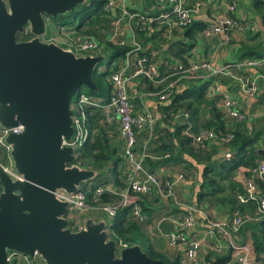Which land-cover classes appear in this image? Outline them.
Listing matches in <instances>:
<instances>
[{
	"label": "water",
	"instance_id": "1",
	"mask_svg": "<svg viewBox=\"0 0 264 264\" xmlns=\"http://www.w3.org/2000/svg\"><path fill=\"white\" fill-rule=\"evenodd\" d=\"M85 3L0 0V127H21L4 140L19 178L0 170V264H9V252L36 253L44 264H167L139 245L118 250L103 219L88 218L71 231L68 204L56 197L98 175L76 166L74 150L62 141L74 134L71 106L81 87L97 91L91 75L104 57L76 56L41 37L51 19ZM26 29L29 40L19 41Z\"/></svg>",
	"mask_w": 264,
	"mask_h": 264
},
{
	"label": "trees",
	"instance_id": "2",
	"mask_svg": "<svg viewBox=\"0 0 264 264\" xmlns=\"http://www.w3.org/2000/svg\"><path fill=\"white\" fill-rule=\"evenodd\" d=\"M196 1L202 0H195L189 7H193ZM231 1L227 0L226 3H231ZM233 1L236 2V0ZM248 1L250 2L249 8L252 13V19L248 18V20L241 21L237 20L235 16L228 15L232 20L242 25L243 29L247 23H255L258 28L256 32H251L250 30L246 32L248 37L247 40L241 42L239 45L238 50H240V54L237 61L260 60L264 58V39L262 37V32H264V0ZM105 3L106 0H86L85 4L76 6L70 13L71 18L75 20L76 29L80 31L83 25L90 27L94 21L93 19L105 16L103 12ZM190 24L176 27L179 30L177 32L178 35L168 45V52L180 61L181 64L179 66L182 69L187 68L190 51L197 45L200 38L203 37L204 29L209 27L196 21ZM233 29L227 28L226 30L231 31ZM84 34L99 38L94 27L84 32ZM29 38L30 36H18L19 41L29 40ZM102 48L110 51V53L106 59L105 69L100 65L91 75L92 82L95 84L97 91L88 90V95L85 93L83 95L99 98L101 104H106L113 90L110 76L121 70L122 61L127 52L131 50L128 47L114 46L109 42H104ZM150 55V51L133 53V56H131L133 58L131 66L135 64L138 58L142 56L150 58ZM161 66L158 67L161 75L159 80L151 82L146 78L140 77L141 80L138 87L145 92L160 93L170 82L182 76L179 66L174 68L168 65ZM213 78L216 79L215 77ZM227 82L230 81L227 80L225 83ZM209 85L207 81H197L195 83L180 80L177 86H174L170 90L168 99L159 106L161 115L160 121L154 128L155 139L153 142L157 146L159 153H157L158 156L154 159L161 165L178 162L186 163L188 166H193L192 163H194L195 166L202 167V182L196 205L201 206L206 203L210 206L218 207L220 210L224 209L230 216L234 212H239L242 215L254 218L253 221L246 222L240 228L235 235V240H237L236 243H244L249 240L255 257L254 264H264V226L260 224L259 220L262 215L258 214L257 204L254 201L246 204L238 203L236 196L243 191L242 187L240 184L238 185L230 180L238 169H246L247 171L244 175L250 177L251 173L249 170L256 166L258 159H263L264 155L259 153V151L264 146V131H254L247 128V123L253 119L247 115L243 121L231 118L232 121L228 120V116H225L222 108L217 106L215 102L218 99H215V101L206 99ZM84 110L87 116L85 124L89 131V138L80 148L79 160L83 168L98 173L94 179L81 185L80 191L86 195L88 205L97 206L102 204L117 207L116 215L109 220L107 219L111 239H114L118 243H127L129 246L140 245L143 252L151 259H158L167 264H179L178 259L173 261L167 260V257L163 253L155 251L146 239V236L140 231V225L132 219L130 206L122 207L118 197L107 191H103L101 195H96V191L101 188L104 189L107 184L111 183V180H113L114 187L121 188L124 186V184L118 181L120 175L119 165L122 159L116 157L117 152L120 151L121 142L115 139V135L110 137L107 134V131H114L116 126L114 123L110 124L104 120L100 108L86 106ZM176 113L186 114L187 119L184 120L186 123L182 122L175 125L172 133H170L162 127H170L173 121L172 115ZM229 123L232 124L228 125ZM186 128H189L188 131L192 133H197L198 130L202 129H211L219 138L225 137L227 132L231 133L232 139L228 143H225L224 148H218L219 150H217L218 155L229 152L231 155L230 160L222 159L220 161L213 158L211 153L205 155L209 149H197L198 146L193 145L191 139L184 133ZM161 131H164V133H161ZM143 136L144 134H139L138 137L141 139ZM208 143L204 145H208ZM159 144L160 146H158ZM214 151L216 150L212 152ZM152 153L154 155L153 151H149L147 154L152 156ZM166 154L168 155L167 157ZM148 160L146 159L145 162ZM107 175L111 179H108ZM256 182L260 185L262 191H264L263 185H261L262 182ZM139 204L145 212L143 202H139ZM262 219H264V216H262ZM70 226L72 227V224ZM70 230L72 231V229ZM139 238L143 239V241H140ZM174 258L179 257L176 256ZM231 260L232 258L228 255H217L211 264H227Z\"/></svg>",
	"mask_w": 264,
	"mask_h": 264
},
{
	"label": "crops",
	"instance_id": "3",
	"mask_svg": "<svg viewBox=\"0 0 264 264\" xmlns=\"http://www.w3.org/2000/svg\"><path fill=\"white\" fill-rule=\"evenodd\" d=\"M108 1L109 0H106V3ZM183 1H184V5L190 8L189 6H191L195 0H183ZM226 2L227 0L196 1L195 5L199 3V11L195 14V16H193L192 22L193 21L201 22L203 24L210 26L211 24H214L215 21L217 22V20L220 18L222 19L228 18L229 16L227 15L235 16L237 20H241V21L248 20V18L252 19L251 18L252 13L249 8L250 2L248 0H236L237 10L235 11L234 14H226L225 11L227 5ZM113 3H114V8L107 14L104 13L105 16L102 17L100 16L93 19L94 21L92 23V26L89 27L88 25H83V28L80 31L76 29L75 25L73 26L74 29L65 26H60L57 28L56 33H50L48 37H46V41H54L57 43L58 41H62V38H75L77 36H84L85 35L84 32L94 27V29L97 31L99 38H96L94 36L92 37H94L98 41L100 46V50L98 51L96 56H101L104 53L105 54L110 53V51L104 50L102 48V45H104V42H109L112 45H114L112 42H110V38L112 34L116 31L123 34L122 38L125 41V46L123 47H128L130 50L135 49L136 51L141 53H144L145 51H150L151 55L149 59L152 63H154L156 67H160L161 65L162 66L168 65V66H173L174 68L181 64L178 59L174 58L168 52V45L169 43H171L170 41H172V39L173 40L175 39V37L178 35L177 32L179 31L176 28L177 26L175 25H173V27H170L172 25L171 19L155 21L154 22L155 24L152 23L150 25H146L145 28L141 30L140 28H138L135 19L134 20L129 19L127 16L122 14L123 10H126L130 14H138L140 16L147 18H157L154 16L159 17L162 14H165L170 11V8L168 6V0H113ZM229 19L232 20L231 17H229ZM257 29L258 28L255 23H251V24L247 23L245 24L244 29L242 31H238L235 29L231 31L226 30L227 34L231 38V42L229 44H225L224 41L222 40V37L206 36L205 31L207 29H204L203 37L200 38L197 45L190 51V58L188 59L187 68H190L191 66L199 63H208L212 67L219 68L225 65H234L242 62V61H237L238 56L240 54V50H238L239 45L241 42L247 40L248 37V34L246 33L247 31L250 30L251 32H256ZM262 37L264 39V32H262ZM183 40L187 41L186 39ZM132 63H133V58L127 52L125 58L122 61L121 70L122 69L125 70L126 67L128 66L125 72L129 76H131L134 72V64L133 66H131ZM231 73L234 76L239 75L240 77L248 76V75L257 76L258 86H259L257 93L253 97L245 96L240 91L238 84L231 81L229 77L220 76L214 79L213 77L209 76L207 72L204 71L197 72L195 74L196 77L194 79H186L180 77L170 83H174V86H177L180 80H187L195 83L197 81L209 82L210 85L207 91L206 99L213 101H215V99H218L215 102L217 106H220V108H222V110L224 111V106H223L224 96L225 95L229 97L231 96L235 101H237L240 110L244 112L245 115L253 118L250 120V122L247 123V128L254 131H260V130L264 131V65L255 67L253 69L241 70L239 72L235 70L234 72ZM140 80L141 78L137 77V78H132L128 81V94L130 96V101L135 106L137 112H140L143 110V108H146L152 113L156 114L157 116L156 124H157L160 121V115H161L159 111V106L162 103H164V101L159 100L157 93L145 92L141 88H139L138 85ZM227 80H229L230 82L225 83ZM215 85L219 87L220 92L214 95L210 93V89ZM218 96H220V98H218ZM97 101L100 102V99L98 98ZM224 114L226 116L225 111ZM172 118L173 121L170 127L169 126L162 127L163 129H167L168 132L170 133H172L173 127L175 125L184 122L182 113H176L175 115H172ZM227 118L228 120H231L229 117ZM109 123L110 124L114 123L116 127L114 131L112 130L107 131V134L110 137H112V135H115V139L120 140L121 142L120 151L117 152L116 157L122 159L119 165L120 175L118 181L121 184H124V186L121 188L114 187L113 180H111V183L107 184V186L104 188V191H107L110 194L118 197V199L120 200L121 193L127 188L130 178L134 175V166L124 155L125 140L120 132L118 117L114 116V120ZM185 123L186 122H184V124ZM230 124L232 123H229L228 125ZM186 130L187 128L184 130V133L186 132ZM161 133H164V131H161ZM189 133L195 134L190 131ZM186 135L189 137L188 134ZM154 139L155 137L153 135L152 141L147 147V151H146L147 157L145 158V160L146 159L149 160L147 162H145L144 160L143 162V164L145 165V169L152 174L154 173L157 174L158 177L162 179H169L172 181L176 180L178 176H182V179L177 182L175 187V194L178 200L176 201L178 203L180 202L187 206L201 209L204 213L207 214L208 218L213 222L225 223L226 232H228V235L231 241L233 242L234 246L248 247L250 249V260L252 264H254L253 261L255 257L252 251V246L250 241L248 240L244 243L243 242L236 243L237 240H235V235L237 233H234L229 229L232 215L230 216V214H228L224 209L220 210L218 209V207L216 208L206 203H204L201 206L196 205L197 200L199 199L198 192L200 190L201 182H202V178H201L202 167L195 166L194 163H192L193 166L191 165L188 166L186 163H178V162L172 164L169 163L167 165H161L160 163L156 162V159H154L158 156L157 153H159L157 146H155L153 143ZM144 141H145L144 136L141 139H139L138 137L136 149L134 150V152L136 153V157H139L141 148H143ZM208 145H204V144L197 145L198 146L197 149H201V150L209 149L205 153V155L211 153L213 158L218 159L220 161H222V159L225 160L223 156L224 154L221 153L219 155L217 154V150H219L218 148H224L225 146L224 143H221L220 141H214L208 143ZM158 146H160V144ZM213 150L216 151L212 152ZM149 151L151 152L153 151L154 155L153 153L152 156L148 155L147 153ZM259 153L264 155V146L263 149L259 151ZM260 161L264 162V157L263 159H258L256 161V164L257 162ZM246 171H247L246 169H238L235 175L230 180L238 185L240 184L241 187H243L244 178L246 177L244 174ZM107 178L111 179L109 175H107ZM261 185H263L264 188V184L261 183ZM257 188L259 190L260 195L264 198V191H262L260 185L257 184ZM136 202L139 205V207H141L142 212L146 215L147 219L145 222H139L133 217L132 219L138 225H140L141 227L140 231L146 236V239L150 242L151 246L155 249V251L163 253L167 257V260L173 261L175 259H178L179 264H193L186 254V247L192 240L198 242L199 244L197 258H196L198 264H211V262L215 260V257L217 255L219 256L228 255L230 257L233 256L234 249L229 244L227 237L223 236L219 231H216L214 232L213 235H210L207 224L200 218H198L196 225L192 231L187 232L184 229L186 231L185 232L182 228H180L179 224L182 220V217L185 215V211L182 208L177 209L175 203H172L171 201L170 202L162 201L154 192L151 193L149 196L138 197ZM139 202H143V207L145 208V212L143 211V208L139 204ZM131 214H132V208H131ZM73 216L74 215H71V220L73 222L72 224H75L77 227L83 226L85 220L88 218H92L94 221L100 219L105 220L108 236L110 237V233L108 230V222H107L110 218L108 217L107 214L90 213L83 215L79 219ZM262 216L259 219L260 222L264 221V219H262ZM176 233L178 234L184 233L187 236V239H185V241H180V243H177L175 245H171L167 239V235L176 234ZM139 240L143 241V239L141 238H139ZM176 256H178L179 258H174Z\"/></svg>",
	"mask_w": 264,
	"mask_h": 264
},
{
	"label": "built area",
	"instance_id": "4",
	"mask_svg": "<svg viewBox=\"0 0 264 264\" xmlns=\"http://www.w3.org/2000/svg\"><path fill=\"white\" fill-rule=\"evenodd\" d=\"M168 6L170 11L157 18H147L138 14H130L126 10H123L122 14L127 16L129 19H135L138 28L143 30L146 25H150L155 21L172 20V18V25L170 27H173V25L177 27L189 25L192 22L193 16H195V14L199 11V3L190 9L184 5L183 0H168ZM113 8V0H109L103 6V11L107 14ZM236 10L237 7L235 1L226 5V14H234ZM227 28H234L238 31L243 30L242 25L229 19V17L223 19L220 18L217 22L215 21L214 24H211L207 28L205 35L208 37H222L224 43L229 44L231 42V38L225 31ZM122 35V33L115 31L110 38V42L116 46H125V41L122 38ZM23 36H29L27 34V29L25 30ZM45 42H53L63 49L71 50L76 56H96L100 50L98 41L89 35L77 36L75 38H62V41H58L57 43L54 41ZM135 52L138 51L134 49L128 52V54L133 56V53ZM262 65H264V58L260 60H244L234 65H225L219 68L212 67L208 63H199L186 69H182V67L179 66V69L182 71L181 77L186 79H194L196 77L195 74L199 71L207 72L209 76L215 78L227 76L233 82L238 84L242 94L253 97L259 88L258 77L250 75L243 77H240L239 75L234 76L231 72H234L235 70L239 72L241 70L253 69ZM126 69H122L121 71L115 72L111 75L110 80L113 90L111 97L106 104H101V102L98 103V101H94V98L83 95V93L78 95L76 102L71 106L74 134L70 141L63 140L62 146L70 147L74 150V155L76 156L74 164L83 168L79 160L80 148L89 138V131L85 124L87 116L84 108L86 106L100 108L103 113L104 120L107 123L112 122L114 120V116H117L120 132L125 140L124 155L134 166V175L130 178L127 188L120 195V205L122 207L130 206L132 208V217L139 222H145L147 219L146 215L142 212L141 207H139L136 201L138 197L149 196L154 192L162 201H171L172 203H175L177 208H182L185 211V215L182 217L179 224L180 228L183 230L185 229L187 232L192 231L198 218H200L207 224L210 235L219 231L223 236L227 237L229 244L234 249L233 256H231L232 260L227 264H252L250 260V249L246 246H234L228 232H226L225 223L213 222L201 209L177 202L178 200L175 194V187L177 182L182 179V176H178L176 180L172 181L169 179H162L158 177L157 174H152L145 169L143 162L147 157V147L152 141L154 135L157 116L146 108L137 112L135 106L130 101V96L128 94V81L132 78L141 77L146 78L151 82H156V80L160 79L161 75L158 71V67H156L149 58L144 56L135 61L134 72L131 76L126 74ZM173 87L174 83H170L162 90V92L157 93L159 100L165 101L170 96V90ZM219 92L220 90L217 85L211 87L210 89L211 94L215 95ZM223 106L224 111L229 118L237 121H243L245 119V113L240 110L237 101H235L231 96H224ZM183 118L186 120L187 115L183 114ZM188 129L185 133L189 135V138L192 140L194 145H203L214 141H220L225 145V143H228L232 139L231 133H227L225 137L219 138L218 135H216L211 129H202L195 134L189 133ZM20 131V126L8 129L0 127V170L12 180L19 177L12 168V162L9 156L10 148L5 144L4 140L9 134H19ZM139 134H144L145 141L143 143V148H141L139 157H136L134 150L136 149ZM230 158V153L226 152L224 154V159L230 160ZM249 172L251 175L250 177L244 178L242 187L243 191L237 195V201L240 204H246L250 201H254L257 204L258 214L264 215V198L260 195L256 182L260 181L264 184V162H257L256 166L250 169ZM80 189L72 195H68L63 191H58L56 193L58 200L67 202L68 210L71 215H74L73 217L79 219L83 215L90 213L107 214L109 218H113L116 215L117 207L102 204L97 206L88 205L86 195L80 191ZM103 191V188L97 190L96 195H101ZM253 220L254 218H251L248 215H242L239 212H234L231 216L229 229L230 231L237 233L246 222ZM74 226L77 230L83 228V226L77 227L75 224ZM167 239L171 245H175L180 243V241H185L187 236L184 233L168 234ZM128 246L129 245L127 243H117L118 250L127 248ZM198 248L199 244L194 240L190 241L186 247L187 257L193 264H198L196 259ZM7 257L9 264H44L36 253L29 256L9 252Z\"/></svg>",
	"mask_w": 264,
	"mask_h": 264
},
{
	"label": "rangeland",
	"instance_id": "5",
	"mask_svg": "<svg viewBox=\"0 0 264 264\" xmlns=\"http://www.w3.org/2000/svg\"><path fill=\"white\" fill-rule=\"evenodd\" d=\"M76 23H75V20L73 19V18H71V16H70V13L69 14H67V15H65V16H62V17H55V18H53V19H51V24H49L48 25V27H47V33H46V35H44L43 37H41V40H43L44 42L46 41V37H48V35L50 34V33H56L57 32V26L59 27V26H65V27H68V28H71V29H74V25H75ZM20 37H22V36H20ZM108 54L109 53H107V54H102L101 56H103L104 57V62L103 63H101V66H103L104 67V69H105V64H106V59H107V57H108ZM88 88L87 87H85V86H82L81 87V92L84 94H87L88 93ZM88 95V94H87ZM92 97V96H91ZM92 98H94V101H97V99L98 98H96V97H92ZM74 101H75V98H73L72 99V104L74 103ZM98 103H99V101H98ZM72 226H74V224H72ZM69 228L70 229H74L73 227H71V226H69Z\"/></svg>",
	"mask_w": 264,
	"mask_h": 264
},
{
	"label": "flooded vegetation",
	"instance_id": "6",
	"mask_svg": "<svg viewBox=\"0 0 264 264\" xmlns=\"http://www.w3.org/2000/svg\"><path fill=\"white\" fill-rule=\"evenodd\" d=\"M73 227V226H72ZM74 228V227H73ZM75 230H77V228H74V229H72V231H75ZM111 239V238H110ZM114 240V239H113ZM116 242V241H115ZM118 242H116V244H117Z\"/></svg>",
	"mask_w": 264,
	"mask_h": 264
}]
</instances>
